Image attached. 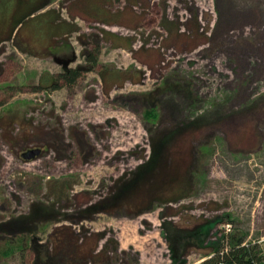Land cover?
Returning a JSON list of instances; mask_svg holds the SVG:
<instances>
[{
  "label": "rangeland",
  "instance_id": "1",
  "mask_svg": "<svg viewBox=\"0 0 264 264\" xmlns=\"http://www.w3.org/2000/svg\"><path fill=\"white\" fill-rule=\"evenodd\" d=\"M87 1L45 9L77 32L48 38L32 28L6 41L8 30L0 33V223L29 213L33 202H55L49 179L80 181L39 219L32 247L4 254L10 234L0 235V264H173L172 245L182 241L171 234L217 217L224 222L208 238L230 223L264 254V0H97L112 24L95 20ZM94 33L95 71L73 87L38 89L45 71L85 63ZM107 65L124 74L105 86L99 72ZM149 107L160 114L154 128L178 131L162 169L117 207L87 211L150 156ZM189 121L196 123L185 127ZM34 148L42 149L37 157L22 156ZM176 169L195 178L179 201H168L161 196ZM10 236L18 245L21 235ZM211 251L177 248L178 264L200 263Z\"/></svg>",
  "mask_w": 264,
  "mask_h": 264
},
{
  "label": "trees",
  "instance_id": "2",
  "mask_svg": "<svg viewBox=\"0 0 264 264\" xmlns=\"http://www.w3.org/2000/svg\"><path fill=\"white\" fill-rule=\"evenodd\" d=\"M54 1L55 0H0V33H4V30H8L9 32L8 38L3 41L11 39L15 32L19 39L22 30L24 31L32 28H34L36 32L42 30L41 32H43V35L46 34L48 38L53 36L59 37L67 33L79 31L80 28L78 25L63 19L58 11L54 9L45 10ZM106 1L107 0L102 2L103 5ZM97 2V0H89V2L87 1L88 5H85V7L89 9L91 13H93V11L95 12L93 16L95 20L104 24H112L113 22L107 18L105 10H103ZM6 5L10 8L8 9ZM4 19L8 26L4 23ZM165 21L167 25L165 28L171 29L168 25V20ZM101 31H103V34H105L106 37L107 35H113V38L110 39L116 38V34H113L108 30ZM88 38L91 39V42H84L85 48L82 51V55L85 57V63L76 65L72 68L68 65H64L65 69L59 74H52L45 71L41 75V87L38 89H56L61 88V86L73 87L84 73L95 71L99 65V53L101 49L99 40L101 36L94 33L90 34ZM88 45H90L89 48H87ZM122 74H124L123 70H117L112 65H107L105 69L100 70L99 72L105 86L119 81ZM12 117L16 118L17 113H14ZM159 117L160 114L155 107L145 109V120L154 124L153 127H149L148 129L151 133L152 144V150L149 154L150 156L145 157V161L136 166L134 170L117 179L112 188V193L104 199L94 203V205L89 206L87 211L92 210V212H97L107 210L108 206L110 208L117 207L121 201L135 193L139 187L146 184L147 179L149 181V177L152 175L155 176L159 169H162L161 165L165 162L167 150L173 145V140L177 136L176 134L178 131L173 130L174 128H166L165 130L154 128ZM195 123L196 121H189V123L184 124V126H193ZM178 128L176 127L175 129ZM61 141L64 142L65 137H62ZM191 173L193 174L192 170ZM190 175L191 174L188 175L187 172L183 173L181 170L176 169L175 176H170L172 180L170 179V183L163 188L164 196L161 197H167L165 200L168 201H179L182 194H184V191L188 189L186 185L189 183V180L195 178V176ZM79 182L78 174H70L62 178L49 179L47 183L48 191L50 194L53 193L55 202L46 203L41 200L33 202L29 213L15 216L8 221L1 222L0 235L6 233L10 235L14 233L21 235L17 237V239L20 238L18 245L13 244V235L6 236L7 241L4 244V247L6 248L4 249V254H10L13 252V249L15 250L18 247L25 249L27 244H31L30 246L32 247L34 245L32 234L37 232L38 222L40 221L39 219L41 217L52 215L56 202L68 198L72 188ZM155 201L156 200L152 203ZM229 215L230 214H228L227 220L234 222L235 220ZM52 217L53 216H50L48 219H43L40 223L46 224L52 219ZM220 222H224V217H217L213 221H205V223L195 226L194 229L182 228L179 232H173L169 239L172 241V239H174L173 236H175L179 241H182L180 243L181 246L176 244L177 248L181 251L189 247H194V245L201 248L209 246L212 249L211 253L207 255L205 260L197 264H217L220 260L226 261L227 264H264V254L260 249V243L257 241H247L248 233L242 229L234 228L233 230L231 229L228 231V233L221 230V234L219 233L221 231L217 230L213 236L216 237V239H213V237L208 238L212 229H214L216 224ZM7 227L8 229H6ZM14 229L16 231H14ZM25 235H31V237L25 238ZM171 244H173V242ZM177 248L172 245L171 251L172 254L175 253V256ZM175 256L173 255V259L176 263L173 264H178L179 259Z\"/></svg>",
  "mask_w": 264,
  "mask_h": 264
},
{
  "label": "water",
  "instance_id": "3",
  "mask_svg": "<svg viewBox=\"0 0 264 264\" xmlns=\"http://www.w3.org/2000/svg\"><path fill=\"white\" fill-rule=\"evenodd\" d=\"M40 152H41V149H35V150H30L29 152L24 153L23 155L24 157L31 159L35 157L36 155L40 154Z\"/></svg>",
  "mask_w": 264,
  "mask_h": 264
},
{
  "label": "built area",
  "instance_id": "4",
  "mask_svg": "<svg viewBox=\"0 0 264 264\" xmlns=\"http://www.w3.org/2000/svg\"><path fill=\"white\" fill-rule=\"evenodd\" d=\"M230 230H231V224H230V223H228V225H226V229H225V230H224V228L222 229V231H225V232H227V233H228V231H230ZM222 231L219 232V233L221 234ZM213 239H216V237H213ZM217 264H227V262L224 261V260H220V261H218Z\"/></svg>",
  "mask_w": 264,
  "mask_h": 264
},
{
  "label": "flooded vegetation",
  "instance_id": "5",
  "mask_svg": "<svg viewBox=\"0 0 264 264\" xmlns=\"http://www.w3.org/2000/svg\"><path fill=\"white\" fill-rule=\"evenodd\" d=\"M35 149H41V148H34V149H28L26 152H24V153H27V152H29L30 150H35ZM41 151H42V149H41ZM23 153V154H24ZM41 153V152H40ZM22 154V156L24 157V155ZM35 157H37V155L35 156Z\"/></svg>",
  "mask_w": 264,
  "mask_h": 264
}]
</instances>
